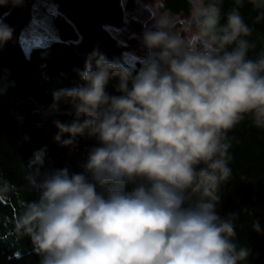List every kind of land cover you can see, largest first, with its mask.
Wrapping results in <instances>:
<instances>
[{"label": "clouds", "instance_id": "1", "mask_svg": "<svg viewBox=\"0 0 264 264\" xmlns=\"http://www.w3.org/2000/svg\"><path fill=\"white\" fill-rule=\"evenodd\" d=\"M249 2L264 8V0ZM243 3L234 0L221 23L222 0H187L186 34L170 12L154 16L137 37L135 65L93 50L77 73L81 83L52 92L49 111L63 103L73 117L53 122L54 139L94 144L79 172L41 173L44 149L25 165L37 195L19 201L13 233L29 239L39 264L247 260L250 249L235 241L238 213L217 211L233 176L228 133L246 118L264 130V50L249 56L256 44ZM11 34L0 22V45ZM12 190L0 178V200ZM252 227L261 231L258 221Z\"/></svg>", "mask_w": 264, "mask_h": 264}, {"label": "trees", "instance_id": "2", "mask_svg": "<svg viewBox=\"0 0 264 264\" xmlns=\"http://www.w3.org/2000/svg\"><path fill=\"white\" fill-rule=\"evenodd\" d=\"M31 1L6 0L0 4V22L12 30L11 38L0 45V178L13 186L7 197L0 200V264H39L29 239L18 238L12 222L19 201H31L37 195L25 178V165L33 153L45 150L41 173L64 167L79 172L94 144L89 137H77L69 145L54 139L57 128L53 122L68 123L73 117L70 107L63 103L58 112L49 111L52 92L81 83L77 73L93 50L110 60H125L124 53L136 44L135 37L124 43L105 26L110 22L120 27L124 9H133L136 0H51L56 10V38L32 44L25 51L20 35L31 19ZM162 2V12H170L174 17L188 13L187 0ZM234 6V0H222L221 23ZM239 10L245 23L253 28L247 39L256 44V49L249 52L254 58L264 50V16L257 21L264 8L244 0ZM129 23L141 29L139 20L130 18ZM116 83L115 79L109 83L110 93H114ZM228 135L234 137L229 163L233 176L222 186L217 211L221 216L238 213L235 241L251 253L242 264H264V130L251 127L246 118ZM66 138L65 135L61 139ZM256 221L260 232L253 230Z\"/></svg>", "mask_w": 264, "mask_h": 264}, {"label": "rangeland", "instance_id": "3", "mask_svg": "<svg viewBox=\"0 0 264 264\" xmlns=\"http://www.w3.org/2000/svg\"><path fill=\"white\" fill-rule=\"evenodd\" d=\"M162 4V0H136L133 9L129 11L124 9L123 24L120 27H116L110 22L105 23L106 28L124 43H126L130 37H135L136 44L130 45L129 49L124 53V58L128 63H136L138 55L141 54L137 37L142 31L143 25L150 22V19L154 16L166 14V12L160 10ZM55 13V5L51 0L31 1V19L20 35V41L25 51H27L32 44H41L56 38V27L53 22ZM185 15L187 14L182 12L180 15L176 16V18L178 19V30L186 34L182 22V17ZM130 18L139 20L141 29H137L129 23Z\"/></svg>", "mask_w": 264, "mask_h": 264}]
</instances>
